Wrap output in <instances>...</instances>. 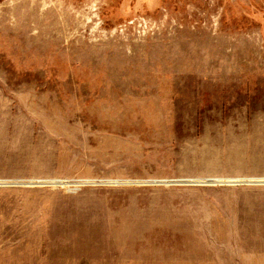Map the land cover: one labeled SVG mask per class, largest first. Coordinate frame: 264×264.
<instances>
[{
  "label": "rangeland",
  "instance_id": "obj_1",
  "mask_svg": "<svg viewBox=\"0 0 264 264\" xmlns=\"http://www.w3.org/2000/svg\"><path fill=\"white\" fill-rule=\"evenodd\" d=\"M0 264H264V0H0Z\"/></svg>",
  "mask_w": 264,
  "mask_h": 264
}]
</instances>
